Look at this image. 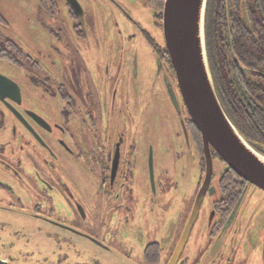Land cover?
Listing matches in <instances>:
<instances>
[{"label": "flooded vegetation", "instance_id": "af4514ba", "mask_svg": "<svg viewBox=\"0 0 264 264\" xmlns=\"http://www.w3.org/2000/svg\"><path fill=\"white\" fill-rule=\"evenodd\" d=\"M43 1L48 18L40 11L37 22L50 36L47 43L23 47L0 28V61L17 70L10 79L21 90L20 99L14 93L0 97V206L21 208L22 215L35 211L65 231L90 235L119 260L93 258L97 264H169L204 184L206 157L165 44L166 0H76V5L70 0ZM260 17L264 19V0L207 1L210 65L217 73L219 68L232 72L244 101L250 96L240 81L255 83L259 78L255 70L246 69L264 67V60H257ZM9 23L0 11V25L7 28ZM137 35L147 39L154 56L150 84L143 80L148 68L144 61V68L140 65L141 51L125 44ZM218 81L221 85L222 79ZM221 91L230 108L226 89ZM35 97L40 110L33 104ZM161 107L165 115L158 114ZM149 130L166 131L170 144L174 137L178 149L198 158L200 166L191 207L188 202L189 208L162 228L144 226L139 215L154 205L157 193L155 143L147 139ZM140 153L149 176L146 194L136 191L141 196L134 190ZM212 153V178L202 201L209 198L211 209L202 214L201 205L176 264L237 261L239 252L229 249L226 241L252 184L234 179L223 184L220 176L227 164ZM196 224L199 229L192 237ZM250 226L247 252L253 257L260 250L261 260L256 259L264 264V195ZM205 228L207 237L202 239ZM233 235L237 244V231ZM1 258L10 264H34Z\"/></svg>", "mask_w": 264, "mask_h": 264}, {"label": "rangeland", "instance_id": "374dc122", "mask_svg": "<svg viewBox=\"0 0 264 264\" xmlns=\"http://www.w3.org/2000/svg\"><path fill=\"white\" fill-rule=\"evenodd\" d=\"M137 2L140 3V0ZM0 11L10 22L7 28L0 25L1 30L5 32L6 36L13 37L23 47L42 46L49 41L48 32L37 22L40 11L41 16L48 18L44 12L43 0H0ZM125 44L133 45L141 51L140 65L144 68V64H147L148 68V72H143V80L149 84L153 83L154 76L151 73V67L154 56L150 52L152 49L147 39L137 35L132 38L131 43L125 42ZM6 64V62L0 61V73L9 78L15 76L17 70L8 69ZM21 84L26 89L24 83ZM33 104L39 110L42 108L37 97L33 99ZM163 110L161 107L158 114L165 115ZM174 133L176 132L174 131ZM146 134H148L147 139L149 140L151 137L155 143L157 193L154 205L151 208L144 207V211L139 215L144 226L157 224L156 227L162 228L172 220L171 218L178 217L180 212L191 207L192 198L197 192L200 180V166L198 158L183 154L184 152L178 149L174 143V137L173 143L170 144L171 137L166 131L149 130V133ZM141 149L144 148L141 146ZM138 170L139 176L134 180L135 184L137 182L136 185L134 184V190L136 192L138 189H142L143 191L140 193L144 195L148 190L145 182H149L144 153H140ZM136 194L139 195L137 192ZM263 195L264 190L253 184L248 188L237 218L228 232L226 244L229 249L239 252L237 261H233V264H260L256 259L261 254L260 250H258V256L252 257L247 252L246 246L249 244L247 240L252 230L250 218ZM210 209L209 198H206L202 204V214ZM22 210L21 208L12 209L0 206L1 257H12L23 263L31 261L34 264H97L93 258H101L105 263H109L110 259L118 263L119 260L111 255L112 252L108 247L98 246L86 237L52 225L35 211H31L29 215L18 213L23 212ZM197 224L192 237H195L198 232ZM206 229L201 234L202 239L207 237ZM236 231L237 244L235 240H231ZM259 260L261 259L259 258ZM202 261L203 257L201 263Z\"/></svg>", "mask_w": 264, "mask_h": 264}, {"label": "water", "instance_id": "95a60500", "mask_svg": "<svg viewBox=\"0 0 264 264\" xmlns=\"http://www.w3.org/2000/svg\"><path fill=\"white\" fill-rule=\"evenodd\" d=\"M76 5V0H70ZM208 0H166L163 14L165 44L176 72L178 88L193 123L200 131L206 157V178L197 196L192 214L179 244H185L197 219L203 197L213 173V153L216 151L228 167L249 184L264 190V154L255 149L235 126L218 95L206 45V14ZM174 100L179 107L175 92ZM21 98L18 84L0 73V97ZM242 198L237 203L226 226H229ZM71 229V228H70ZM75 234L96 240L80 231ZM169 264H176L179 252ZM0 264H10L0 258Z\"/></svg>", "mask_w": 264, "mask_h": 264}, {"label": "trees", "instance_id": "16d2710c", "mask_svg": "<svg viewBox=\"0 0 264 264\" xmlns=\"http://www.w3.org/2000/svg\"><path fill=\"white\" fill-rule=\"evenodd\" d=\"M259 30L257 60L261 62L264 60V19L261 17ZM250 59L254 58L250 57ZM210 68L218 95L229 117L251 145L264 154V67L246 69L247 73L248 71L251 72L255 70L259 78H255V83L240 81L245 86V90L250 96L249 98L247 97L245 101L242 89L238 87L237 80L233 78V74L230 70L219 68V72L217 73L218 69H213L211 65ZM234 73L236 74V79L239 80L240 77L238 76L237 70H234ZM218 77L222 79L221 85H219ZM223 80H225L224 84ZM221 88L226 89L228 93V101L231 103L230 108H228L224 102ZM246 102H251V105L246 106ZM236 111H241L240 115L234 116ZM249 112L254 113L250 114ZM224 164L226 163L224 162ZM220 179L223 184H227V181L231 179L235 181L241 180L243 185L247 183L246 180L228 166L226 171L221 174Z\"/></svg>", "mask_w": 264, "mask_h": 264}]
</instances>
